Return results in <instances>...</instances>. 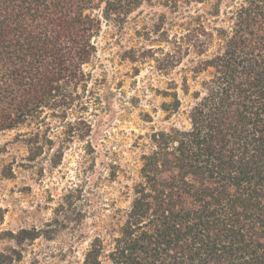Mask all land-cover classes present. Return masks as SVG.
Returning <instances> with one entry per match:
<instances>
[{
  "label": "trees",
  "instance_id": "trees-1",
  "mask_svg": "<svg viewBox=\"0 0 264 264\" xmlns=\"http://www.w3.org/2000/svg\"><path fill=\"white\" fill-rule=\"evenodd\" d=\"M155 1L184 19L159 69L186 61L188 124L149 134L123 222L70 264H264V0H0V134L30 128L17 134L29 161L54 149L59 128L67 141L81 124L89 135L95 39ZM194 4L210 9L186 12ZM171 85L162 109L176 114Z\"/></svg>",
  "mask_w": 264,
  "mask_h": 264
},
{
  "label": "rangeland",
  "instance_id": "rangeland-1",
  "mask_svg": "<svg viewBox=\"0 0 264 264\" xmlns=\"http://www.w3.org/2000/svg\"><path fill=\"white\" fill-rule=\"evenodd\" d=\"M195 9L203 13L210 7L194 4L186 12L194 14ZM183 20L155 1L123 23H103L95 39L96 54L86 66L91 128L85 138L78 137L87 128L82 124L71 141L65 128H59L54 149L29 161L17 134L30 128L0 134V264L79 262L95 236L107 238L110 224L123 222L149 134L188 124L186 112L193 99L180 89L186 61L169 71L159 69L168 60L166 40L182 31L177 24ZM172 80L182 99L176 114L162 109L171 100L167 93ZM188 82L192 92L194 85ZM34 229L43 234L17 239L25 235L22 230Z\"/></svg>",
  "mask_w": 264,
  "mask_h": 264
}]
</instances>
